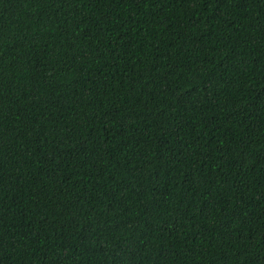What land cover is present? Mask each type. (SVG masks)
Wrapping results in <instances>:
<instances>
[{
    "label": "trees",
    "instance_id": "16d2710c",
    "mask_svg": "<svg viewBox=\"0 0 264 264\" xmlns=\"http://www.w3.org/2000/svg\"><path fill=\"white\" fill-rule=\"evenodd\" d=\"M0 264H264V0H0Z\"/></svg>",
    "mask_w": 264,
    "mask_h": 264
}]
</instances>
